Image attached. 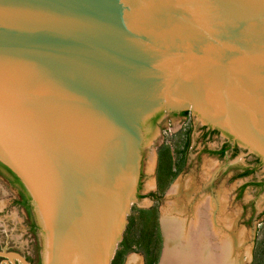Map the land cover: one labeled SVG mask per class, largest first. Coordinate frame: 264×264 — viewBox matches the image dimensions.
Instances as JSON below:
<instances>
[{
    "label": "water",
    "instance_id": "95a60500",
    "mask_svg": "<svg viewBox=\"0 0 264 264\" xmlns=\"http://www.w3.org/2000/svg\"><path fill=\"white\" fill-rule=\"evenodd\" d=\"M188 109L264 163V0H0V163L42 264H110L142 124Z\"/></svg>",
    "mask_w": 264,
    "mask_h": 264
},
{
    "label": "rangeland",
    "instance_id": "374dc122",
    "mask_svg": "<svg viewBox=\"0 0 264 264\" xmlns=\"http://www.w3.org/2000/svg\"><path fill=\"white\" fill-rule=\"evenodd\" d=\"M141 130L137 194L110 264H162L168 204L182 199L172 198L171 192L185 181L191 184V199L218 193L225 197L227 215L233 217V232L240 240L237 264H264V163L189 109L162 110ZM230 143L235 144L234 151L217 154ZM7 179L0 173V264H20L8 254L42 264L43 234L33 208L27 214L19 204V188Z\"/></svg>",
    "mask_w": 264,
    "mask_h": 264
},
{
    "label": "bare ground",
    "instance_id": "6f19581e",
    "mask_svg": "<svg viewBox=\"0 0 264 264\" xmlns=\"http://www.w3.org/2000/svg\"><path fill=\"white\" fill-rule=\"evenodd\" d=\"M192 181V180H191ZM190 182L173 189L182 199L168 204L162 264H237L240 240L233 232L225 197L218 193L191 199Z\"/></svg>",
    "mask_w": 264,
    "mask_h": 264
},
{
    "label": "trees",
    "instance_id": "16d2710c",
    "mask_svg": "<svg viewBox=\"0 0 264 264\" xmlns=\"http://www.w3.org/2000/svg\"><path fill=\"white\" fill-rule=\"evenodd\" d=\"M185 113V112H184ZM224 152V149L220 151V154L222 155ZM259 161V160H258ZM260 163V162H259ZM0 173H6L7 180L14 186L19 188V204H21L27 211V214H31L32 207L30 205V198L27 195L23 185L19 181V179L13 174L6 166L0 163ZM248 175V172L243 173L241 176Z\"/></svg>",
    "mask_w": 264,
    "mask_h": 264
},
{
    "label": "flooded vegetation",
    "instance_id": "af4514ba",
    "mask_svg": "<svg viewBox=\"0 0 264 264\" xmlns=\"http://www.w3.org/2000/svg\"><path fill=\"white\" fill-rule=\"evenodd\" d=\"M158 117H159V114L156 115L152 120H156ZM211 131H212V130H207L208 133H213V132H211ZM222 149H224V152H226L227 150L234 151V150H235V144H234V143H230L229 146H222L217 154H220V151H221ZM224 152H223V153H224Z\"/></svg>",
    "mask_w": 264,
    "mask_h": 264
}]
</instances>
